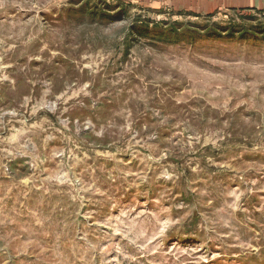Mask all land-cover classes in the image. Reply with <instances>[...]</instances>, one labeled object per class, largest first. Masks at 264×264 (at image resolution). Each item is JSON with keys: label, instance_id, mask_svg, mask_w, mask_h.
<instances>
[{"label": "rangeland", "instance_id": "374dc122", "mask_svg": "<svg viewBox=\"0 0 264 264\" xmlns=\"http://www.w3.org/2000/svg\"><path fill=\"white\" fill-rule=\"evenodd\" d=\"M0 264H264V0H0Z\"/></svg>", "mask_w": 264, "mask_h": 264}]
</instances>
